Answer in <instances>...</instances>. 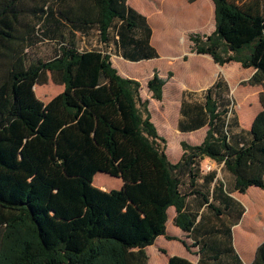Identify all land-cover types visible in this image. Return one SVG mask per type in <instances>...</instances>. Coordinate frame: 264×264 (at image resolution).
<instances>
[{
    "label": "trees",
    "instance_id": "16d2710c",
    "mask_svg": "<svg viewBox=\"0 0 264 264\" xmlns=\"http://www.w3.org/2000/svg\"><path fill=\"white\" fill-rule=\"evenodd\" d=\"M212 1L214 30L191 32V51L255 68L243 83L262 85V109L250 138L234 143L233 103L219 77L205 91L203 141H181L172 163L139 81L110 60L111 36L138 45L140 33H150L144 15L126 0H0V264H147L145 247L165 233L170 205L174 223L193 229L184 207L194 190L181 188L194 186L203 158L222 163L240 192L264 189V0ZM91 30L95 44L80 47ZM38 34L54 53L30 60ZM48 73L63 89L43 102L34 85ZM164 82L155 70L147 82L152 97L161 99ZM99 171L120 177L121 187L95 186ZM166 264L193 263L171 256ZM251 264H264V242Z\"/></svg>",
    "mask_w": 264,
    "mask_h": 264
},
{
    "label": "crops",
    "instance_id": "0c3cea01",
    "mask_svg": "<svg viewBox=\"0 0 264 264\" xmlns=\"http://www.w3.org/2000/svg\"><path fill=\"white\" fill-rule=\"evenodd\" d=\"M126 3L145 16L150 33L142 31L138 45L132 43L128 35L124 40H116L117 35L111 36L110 60L121 76L135 80L140 77L145 90V96L140 97H148L150 120L166 140L168 160L175 163L180 159L181 141L192 145L203 141L208 129L205 91L219 77L225 82L222 94L231 98L236 117V124L230 129L232 141L241 144L248 140L252 120L262 109L259 96L263 87L248 83L244 86L240 82L249 79L255 68L243 67L237 61L221 65L208 53L191 51L189 34L193 29L200 34H210L214 30L213 1L185 0L186 6L172 11L174 16H181L183 24L176 33L170 29L172 21L168 20L165 27L161 23L159 27L156 19L149 17L151 11L145 0H126ZM80 44L90 49L95 43L87 38ZM138 52L146 55L133 59L131 54ZM112 55L115 56L113 61ZM132 66L136 67L138 77L130 74ZM155 70L165 80L161 99L152 97L147 86ZM241 92L247 103L239 102L237 109L233 95L241 99ZM171 137L177 144V151L173 153L168 147ZM99 179L97 187L106 190L107 180ZM192 189L193 193L185 199L184 211L195 218L193 229L186 231L174 223L176 208L170 205L166 210L165 233L157 235L153 243L145 247L147 264H166L171 256L183 257L193 264H251L258 246L264 242V189L250 185L245 192H240L234 187V176L222 163L209 158L199 161L194 186L185 184L181 188L186 193ZM199 241L204 243V257L200 255Z\"/></svg>",
    "mask_w": 264,
    "mask_h": 264
},
{
    "label": "rangeland",
    "instance_id": "374dc122",
    "mask_svg": "<svg viewBox=\"0 0 264 264\" xmlns=\"http://www.w3.org/2000/svg\"><path fill=\"white\" fill-rule=\"evenodd\" d=\"M145 2H148L147 6L149 7V9L151 11L149 17L155 18L156 23L159 27H161V23H162L163 27H165V24H167V21L169 20V22L172 21L170 29L172 31H174L175 33L183 28L181 16H174L173 14H171V12L186 6L185 0H145ZM201 2H203V1H201ZM170 19H172V20H170ZM212 31H210V32H212ZM192 32H199V31L196 29H193ZM175 33H173V35H177ZM87 37L91 38L92 40L98 39V35L95 32V30H91L89 35L86 36L85 39H87ZM174 39H175V37H173V40ZM78 40L81 41L82 38L79 37ZM176 45L179 46L180 44L176 43ZM27 53H28V57L30 60L37 59V58L47 59V58L51 57L54 53V43L43 39L40 36V34H38L32 39L31 45L28 46ZM114 57L115 56L112 55V57H111L112 61H113ZM129 69L131 70L130 74H132V76H134V77L139 76V75H137V73H135V72H137L135 66L129 67ZM138 78L139 79H136V80H138V81L141 80L140 77H138ZM139 83H140L139 94H140V96H145V90L142 87L140 81H139ZM240 84L244 85L246 83H243V81H242V82H240ZM62 89H63L62 85L57 84V83L52 81L49 73H48V80L45 83H42V84L36 83L34 85V91H35L36 96L39 99H41L43 102H47L54 95L59 93ZM240 97H241V99H239V97H236V95H233V98L235 101V107L237 109H238L239 102L242 103V105H246V103H247V99H245L246 96H245V94H243V92H241ZM146 98L148 99V97H144V99H146ZM141 99H143V98L141 97ZM237 102H238V104H237ZM148 110H149V113L151 115V112L149 109V101H148ZM159 124H160V122H159ZM164 126L167 127L168 125H164ZM175 141L176 140L172 137L169 138V141H168V147L170 149V152H172V153L177 151L176 150L177 144ZM100 177H103L107 180L109 187L108 186L105 187L106 190H109L111 188H120L122 185V179L120 177L112 176V175L107 174L105 172L99 171L93 177V184L95 186H97L98 181L101 180V179H99Z\"/></svg>",
    "mask_w": 264,
    "mask_h": 264
}]
</instances>
